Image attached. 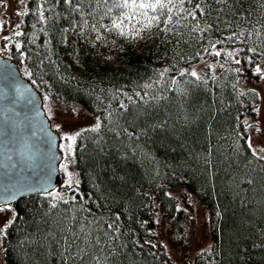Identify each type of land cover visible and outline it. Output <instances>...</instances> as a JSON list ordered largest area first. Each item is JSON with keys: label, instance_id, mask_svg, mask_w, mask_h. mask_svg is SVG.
Listing matches in <instances>:
<instances>
[{"label": "trees", "instance_id": "16d2710c", "mask_svg": "<svg viewBox=\"0 0 264 264\" xmlns=\"http://www.w3.org/2000/svg\"><path fill=\"white\" fill-rule=\"evenodd\" d=\"M163 2L146 10L151 27L139 11L125 21L134 36L108 30L121 14H105L113 0H28L19 31L0 39L43 99L99 119L76 136L77 184L13 202L6 264H182L155 232L161 217L186 228L179 188L201 191L207 207L212 247L197 257L264 264V157L249 138L260 95L241 83L264 64V0ZM76 32L83 67L68 51Z\"/></svg>", "mask_w": 264, "mask_h": 264}, {"label": "rangeland", "instance_id": "374dc122", "mask_svg": "<svg viewBox=\"0 0 264 264\" xmlns=\"http://www.w3.org/2000/svg\"><path fill=\"white\" fill-rule=\"evenodd\" d=\"M27 1L0 0V18H3L0 20V39L19 31ZM72 36L73 40L72 45L69 47L70 50H68L69 54L76 64L83 67L86 59L85 41L81 39L78 32L72 34ZM108 48H105L102 54L107 64L114 65L116 64L115 54ZM258 69V79L249 81L241 78V83L244 86L251 85L260 95L258 109L249 118V123L253 129L249 138L256 153L264 157V64H260ZM42 104L52 129L60 137L58 144L62 158L59 168L64 176L61 183L77 184L79 175L74 165L71 164L76 134L84 128L97 124L98 116L78 104L60 102L54 99H43ZM69 136H74L75 139H67ZM175 194L181 202L189 207L190 218L188 224L185 229L172 231L173 222L171 219L161 217L155 231L156 235L177 262L182 264H205L202 259L196 256L198 253L212 247L211 226L203 193L201 191H191L187 188H179L176 189ZM15 214L16 209L13 203L0 205V264H6L3 239L7 225L13 220Z\"/></svg>", "mask_w": 264, "mask_h": 264}, {"label": "water", "instance_id": "95a60500", "mask_svg": "<svg viewBox=\"0 0 264 264\" xmlns=\"http://www.w3.org/2000/svg\"><path fill=\"white\" fill-rule=\"evenodd\" d=\"M42 103L17 64L0 53V205L63 181L60 137Z\"/></svg>", "mask_w": 264, "mask_h": 264}, {"label": "snow or ice", "instance_id": "6c2138e0", "mask_svg": "<svg viewBox=\"0 0 264 264\" xmlns=\"http://www.w3.org/2000/svg\"><path fill=\"white\" fill-rule=\"evenodd\" d=\"M66 2L71 4L72 0H66ZM166 7L167 4H165L163 0H155V2H153V0H113L112 7L108 8L105 14L111 15L113 8L120 10L121 14L120 16L113 19L112 26L108 30L109 31L116 30L119 35H128V34H132L134 36L139 35L140 30H135V31L126 30L125 21L131 22L133 20H136V14L139 11V15L141 17L147 18V23H144L142 27L149 28L152 26L154 20H158V17L148 16L146 10L152 9L153 11H155L158 8L163 10ZM136 22L140 23V20H137ZM86 24L87 21H85V25ZM93 30H96L95 26H93ZM97 39H100L99 35L97 36ZM216 55H219V52H217ZM257 71H259V69H257ZM192 75L195 76L196 73L193 72ZM98 128H99V124H97L95 126V129L93 130H96ZM76 135H79V133H77ZM67 139L74 140L75 137L69 136L67 137Z\"/></svg>", "mask_w": 264, "mask_h": 264}]
</instances>
